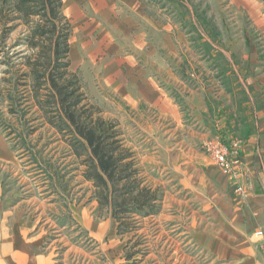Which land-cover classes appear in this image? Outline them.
<instances>
[{"label": "crops", "instance_id": "1", "mask_svg": "<svg viewBox=\"0 0 264 264\" xmlns=\"http://www.w3.org/2000/svg\"><path fill=\"white\" fill-rule=\"evenodd\" d=\"M62 2L77 28L69 40L71 71L91 102L116 110L112 118L127 145V120L147 139L146 151L167 175L166 202L187 215L182 234L213 263L264 264V0L230 1L233 43L246 52L234 53L241 64L232 65L225 82L213 64L216 54L195 51L189 34L151 0ZM215 138L236 149L238 183L202 151ZM13 158L0 141V162ZM49 184L16 183L22 193L13 191L11 199L0 183V264H71L76 257L65 236L73 226L59 211L60 190ZM74 205L71 223L107 252L108 222ZM257 231L263 237L253 243L248 237Z\"/></svg>", "mask_w": 264, "mask_h": 264}, {"label": "rangeland", "instance_id": "2", "mask_svg": "<svg viewBox=\"0 0 264 264\" xmlns=\"http://www.w3.org/2000/svg\"><path fill=\"white\" fill-rule=\"evenodd\" d=\"M151 1L164 9L165 13L189 34V41L193 43L195 51L216 54L213 64L219 71H223L222 81L228 79L225 73L229 72L233 64L240 66V61L236 62L233 55L235 52L245 53L246 45L233 43L232 37L237 30L231 25L233 15L230 11L231 0ZM0 9L1 20H9L12 17L8 4L3 6L0 2ZM36 20L37 18L33 19ZM12 25L16 26L9 33L4 32L0 26V141H4L14 157L11 163L0 162L3 195L5 193L7 197L13 199V191L22 193L16 183L56 184L60 190L58 201L62 219L73 226L65 236L78 251L76 257L71 259V264H99L107 259L121 260L120 264H218L200 253L194 248L190 238L182 234V227L188 222L187 215L179 212L184 208L180 210L172 200L167 199L166 202L164 196L169 193L167 175L162 171L157 159L146 151L149 145L147 139L138 135L139 129L137 132L133 123L128 120L126 121L128 125L123 127L126 139L129 140L126 146L133 147V151L136 152L138 167L148 180V185L158 189L159 214L139 220L136 232L119 235L110 206L100 209L98 204L97 207L95 204L93 206L89 204L91 200L96 202L95 189L92 183L84 180L82 176L84 167L79 165V161L71 154L67 145L58 140L59 136L43 124L41 114L30 99V90L21 86L25 81L27 85L29 84L27 80H23V74L27 72L23 65L24 58L34 52L28 49L24 41L29 32L28 26L16 20L9 22L6 27ZM70 26L69 40H73V36H77V28L73 22H70ZM201 38H206V42L202 43ZM258 45L259 48L262 47V44ZM81 85L84 90L82 82ZM98 107L102 114L104 113L105 119L113 120L112 117L116 119L118 115L116 110L108 106ZM46 197L48 198V195ZM73 204L78 209L86 205L95 220L108 222V235L104 240L109 244L107 252L98 250L97 241L71 223L69 206L72 205L73 208ZM185 210H190V206ZM135 243L137 246L133 249L132 245ZM130 252L135 253V256L128 261L126 255Z\"/></svg>", "mask_w": 264, "mask_h": 264}, {"label": "trees", "instance_id": "3", "mask_svg": "<svg viewBox=\"0 0 264 264\" xmlns=\"http://www.w3.org/2000/svg\"><path fill=\"white\" fill-rule=\"evenodd\" d=\"M0 2L8 4L12 14L9 20L0 19L4 32L12 31L16 25L6 26L16 20L29 28L24 41L34 53L24 58L27 72L23 80L29 84L25 81L21 86L30 90V99L43 124L59 136L58 140L84 167L82 176L93 184L99 208L110 206L117 233L136 232L139 220L159 214V192L142 175L136 153L126 146L118 123L102 117L99 107L83 91L77 74L71 71V26L63 15L62 0ZM136 246L137 243L132 248ZM134 256L130 252L126 260Z\"/></svg>", "mask_w": 264, "mask_h": 264}, {"label": "built area", "instance_id": "4", "mask_svg": "<svg viewBox=\"0 0 264 264\" xmlns=\"http://www.w3.org/2000/svg\"><path fill=\"white\" fill-rule=\"evenodd\" d=\"M202 151L212 159L215 166L226 174L231 181L238 183L241 175V163L238 158L234 156L236 155V149H233L230 152L219 139L215 138L205 142L202 145ZM230 154L233 155V157H230ZM235 186V192L241 197H244V188L239 184H236ZM262 237V231H257L252 233L248 239L253 243H259L260 240H262Z\"/></svg>", "mask_w": 264, "mask_h": 264}]
</instances>
